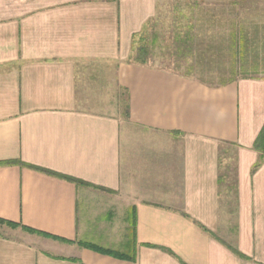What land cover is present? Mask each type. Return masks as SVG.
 I'll return each instance as SVG.
<instances>
[{
    "label": "crops",
    "instance_id": "0c3cea01",
    "mask_svg": "<svg viewBox=\"0 0 264 264\" xmlns=\"http://www.w3.org/2000/svg\"><path fill=\"white\" fill-rule=\"evenodd\" d=\"M251 72L264 0H0V264H264Z\"/></svg>",
    "mask_w": 264,
    "mask_h": 264
},
{
    "label": "trees",
    "instance_id": "16d2710c",
    "mask_svg": "<svg viewBox=\"0 0 264 264\" xmlns=\"http://www.w3.org/2000/svg\"><path fill=\"white\" fill-rule=\"evenodd\" d=\"M145 35H143L144 37ZM142 37V38H143ZM135 56L133 59L145 63L149 62L153 59L152 54L148 51V42L146 40L144 41H137L135 46H133ZM261 143H264V128L259 135L257 141L255 142L256 147L260 145ZM7 223H12V222H7ZM13 224V223H12Z\"/></svg>",
    "mask_w": 264,
    "mask_h": 264
},
{
    "label": "rangeland",
    "instance_id": "374dc122",
    "mask_svg": "<svg viewBox=\"0 0 264 264\" xmlns=\"http://www.w3.org/2000/svg\"><path fill=\"white\" fill-rule=\"evenodd\" d=\"M176 49V48H175ZM175 49L173 48V45L172 46H169V48L167 49V58L165 59V62L166 63H174V61H175V63H176V60H178V58H179V55H176V51H175ZM174 60V61H173ZM158 63V61L156 62V65H158L157 64ZM182 69V68H181ZM254 74H259V75H261V74H264V72H258V73H249V74H247V75H254Z\"/></svg>",
    "mask_w": 264,
    "mask_h": 264
}]
</instances>
